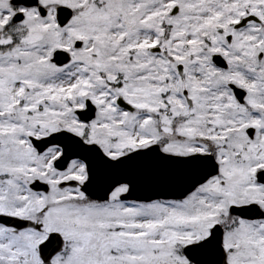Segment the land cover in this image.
I'll return each mask as SVG.
<instances>
[{
    "label": "snow or ice",
    "instance_id": "snow-or-ice-1",
    "mask_svg": "<svg viewBox=\"0 0 264 264\" xmlns=\"http://www.w3.org/2000/svg\"><path fill=\"white\" fill-rule=\"evenodd\" d=\"M0 264H264V0H0Z\"/></svg>",
    "mask_w": 264,
    "mask_h": 264
}]
</instances>
